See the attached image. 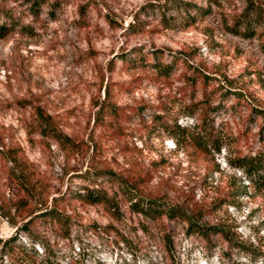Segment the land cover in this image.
<instances>
[{
  "label": "rangeland",
  "instance_id": "374dc122",
  "mask_svg": "<svg viewBox=\"0 0 264 264\" xmlns=\"http://www.w3.org/2000/svg\"><path fill=\"white\" fill-rule=\"evenodd\" d=\"M55 1L0 0V264H264V0ZM189 3L209 12L185 23ZM108 90L123 116L102 124ZM92 190L119 211L73 198ZM147 200L202 230L132 208Z\"/></svg>",
  "mask_w": 264,
  "mask_h": 264
},
{
  "label": "trees",
  "instance_id": "16d2710c",
  "mask_svg": "<svg viewBox=\"0 0 264 264\" xmlns=\"http://www.w3.org/2000/svg\"><path fill=\"white\" fill-rule=\"evenodd\" d=\"M49 0H28V2L32 3L30 6L31 12L34 14H38V10L42 4L47 3ZM62 0H56L53 3L52 12L56 8V6L60 5ZM185 8L186 16L183 17V22H189V19H193V17L196 14L201 13L202 15H206L208 9L204 7H199L196 4L189 3ZM195 9V13H191ZM54 14V13H52ZM189 18V19H188ZM243 19H236L235 24H237V29L235 32L241 33L244 36L247 35V32H251V34L255 33V27L250 24L251 18L249 15L243 16ZM236 26V25H234ZM7 27H0V36H3L4 34L8 33ZM158 57V55H157ZM123 59L128 63L131 67H137L141 64H156L155 67L159 69L160 72L165 73L168 70H170L171 65L163 64L161 61H156V63L149 62L145 55L141 53H137L134 57H127L123 56ZM108 96L99 103L100 109L97 113V122H101L102 124L105 123V116L107 114L112 115L116 120H120V118L123 116L122 113H120V107H118L111 98L110 90L107 91ZM34 115L36 117L37 126L40 128V131L46 135L51 136L58 141L61 140H68L70 141V137L66 136L62 130L59 129V127L54 123L53 116L48 113L47 111L43 110L39 106L34 107ZM262 116H264V113H262ZM189 135L192 136L193 140L197 144V146H200L203 148V137L201 136V132L198 130V132H193L191 130L187 131ZM261 162H257L253 167H250L251 170L250 177L254 179V177L260 173L261 171H264V166L260 165ZM73 198H81L84 201L93 203V204H103L105 208L110 210L113 214H116L119 211V203L117 200L113 197H110L109 195L99 192V191H88V192H73ZM132 208L140 213H142L145 216H150L153 219H157L162 217L163 215H166L170 219H175L177 217H181L182 220H185L189 223L190 228H194L195 230L201 231L202 225H199L198 222L195 221V219L191 218L190 215H188L187 210L181 208L177 205H166L163 204L161 201H151L147 200L143 203H139L138 201H135L132 203ZM48 218L55 219L59 222H64V216L62 214V211L58 208H52L50 210L45 211V213ZM212 231H215L217 233H220L223 235L227 240L233 241L232 237L230 236L229 232L222 227L213 226ZM204 230V226H203Z\"/></svg>",
  "mask_w": 264,
  "mask_h": 264
}]
</instances>
